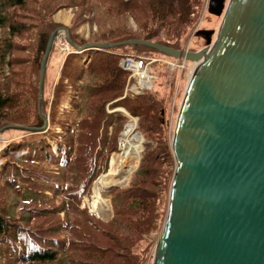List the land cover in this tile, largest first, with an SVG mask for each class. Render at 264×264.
<instances>
[{
	"label": "trees",
	"instance_id": "obj_1",
	"mask_svg": "<svg viewBox=\"0 0 264 264\" xmlns=\"http://www.w3.org/2000/svg\"><path fill=\"white\" fill-rule=\"evenodd\" d=\"M84 1L87 8H92L93 15L97 5L91 2L100 6L108 4L109 10H115L107 18L120 13L129 14L136 28L133 30L126 24L117 23L94 33L87 40L78 32L79 27L74 30L73 26H66L75 45L139 38L177 49L184 45L194 20L195 7L203 3V0ZM70 4V0H0V128L7 124L39 127L44 123L42 114L48 119L45 130H22L27 136L11 140L4 149L0 146V264H146L145 247L140 246L139 240L152 228L158 198L154 186L164 172L161 166L170 162L172 157L166 120L170 83L167 80L162 90L153 88L138 95L123 96L128 72L119 62L127 54L137 56L161 52L138 44L82 50L71 46L72 50L63 58L57 79L48 93L46 66L40 112L41 60L51 33L64 26L53 15L59 8ZM35 17L42 18L39 27L33 21ZM94 19L98 23L102 18ZM29 33L35 36L34 52L31 69L23 72L15 51L25 46L21 39ZM85 57H89L86 65L82 63ZM5 67L9 69L8 73ZM84 80L91 114L82 126L81 121L74 122L68 117L67 108L60 106L65 98L70 97L75 114L81 112L79 86ZM71 88L76 91L71 93ZM118 107L137 118L141 136L152 139L156 146L143 144L145 150L127 186L102 190L103 194L112 197L114 208V216L105 222L79 204L82 196L91 192L97 174L107 171V164L101 170L96 168L97 164H87L84 156H78L82 150L76 145L78 138L74 144L73 136L79 129L86 145H96L95 153L102 146L107 151L106 156L112 155L115 150L109 143L115 137L111 140L107 136V128L118 122L124 126L129 120L123 113L113 111ZM57 126L65 134L57 132ZM4 133L0 134V141L4 140ZM161 151L165 156L170 155L165 162L160 159ZM72 155H76L77 163L82 165L76 172H71L70 181L65 177L59 179L54 167L70 164ZM170 174L171 170H168L165 190ZM46 191L61 195V202L54 206L45 204L52 201L51 198L46 200ZM10 194L23 201L17 213L13 209L16 201H7ZM61 212L64 213L62 218Z\"/></svg>",
	"mask_w": 264,
	"mask_h": 264
},
{
	"label": "water",
	"instance_id": "obj_2",
	"mask_svg": "<svg viewBox=\"0 0 264 264\" xmlns=\"http://www.w3.org/2000/svg\"><path fill=\"white\" fill-rule=\"evenodd\" d=\"M208 11L222 20L213 41L214 30L199 31L207 43L199 50L139 38L78 46L63 26L51 33L41 60L40 112L48 57L61 29L79 50L138 44L199 62L176 118V168L152 264H264V0H210ZM42 118V126L7 124L0 134L45 130Z\"/></svg>",
	"mask_w": 264,
	"mask_h": 264
},
{
	"label": "rangeland",
	"instance_id": "obj_3",
	"mask_svg": "<svg viewBox=\"0 0 264 264\" xmlns=\"http://www.w3.org/2000/svg\"><path fill=\"white\" fill-rule=\"evenodd\" d=\"M72 4H70L69 6H63L61 8H59L56 11V15L59 11H65L66 10V14H68L69 16V21L67 23L66 26H73V29L75 30V28H78V32L87 40H90L93 36L94 33H98L108 27H111L117 23H123L126 24L128 27H130L131 29H135L136 28V24L134 19L131 18V16L127 13H120L117 15H114L110 18H107V16L109 17V14H113L115 13V10H109L108 9V4L100 6L98 5V3L96 2H91V4H96L97 6L95 7V15H93V11L92 8H87L86 2L84 0H81V2L75 1V0H70ZM207 0H203L202 4H199L195 7V11L192 14L193 16V23L192 26L189 30V33L187 34V36L185 37V41L184 44L185 45H189L190 48L192 50L194 49H199L200 47L204 46L206 44V40L203 36H201L200 34L196 33L195 30L197 29V27H199L200 29H212L214 30V33L212 35V39L215 38L217 30L220 26L221 20H222V15H215L210 13L207 9L205 8V4H206ZM109 2V1H108ZM205 8V10H204ZM54 14V15H55ZM53 15V18H54ZM58 16V15H57ZM96 17H100L102 19L99 20V22H95ZM56 19V18H54ZM34 23L37 24V27L40 26L42 18L40 20V18H34L33 19ZM82 21V22H81ZM58 22V21H57ZM81 22V23H80ZM80 23V25H79ZM35 36L34 34H28L27 37H23L21 39V43L25 44V46L20 50V51H15V54L19 57V67L21 68V70L23 72L28 71L31 69L30 66V62L33 58V42H34ZM31 45V46H30ZM53 48L54 51L52 53V55L49 58V61L47 63V73H46V92L48 93L50 91V88L53 84V82L57 79L58 73H59V69H60V65L61 62L63 60V58L65 57L64 54L59 53L58 51V45L55 42L53 44ZM144 54V53H142ZM144 56H154L157 57L158 59L164 60V59H174V57H171L169 55L166 54H161V53H157V52H147L146 54H144ZM89 59L86 58L84 59V61L82 60V63L84 65H86L88 63ZM188 63H190V61H188ZM151 69L153 72H155L157 74V79L154 85V89L156 90H162V85L168 80L170 85L167 88L169 90L167 99H168V109L166 112V120H167V131H168V135L170 136V141L168 142L169 145H171L172 143V138H173V133H174V128H175V123H176V118H177V114H178V109L181 105L182 102V98L184 95V92L186 90L187 84H188V79L186 78L185 80H181L180 83L177 82V80L174 79L176 73L172 72L171 74H169L167 67L164 65L163 61H156L151 65ZM5 71L8 73L9 69L7 67H5ZM24 78L25 76L22 75ZM87 82L84 80V82L82 83L81 86H79V95L80 97L78 98L79 100V104H80V108H81V112L78 114H75V110L73 107H71L70 105V97H68L67 99L65 98V100L62 102L61 104V108H67L65 111H67V114L69 118L73 119L74 122L75 121H81V125L83 126V122L85 121V119L88 117L89 114H91V103H90V99L87 96ZM168 83V82H167ZM179 83V84H178ZM70 84H72L70 82ZM178 85V90H177V94L175 96V88ZM74 88V87H73ZM76 90H73L71 88V93L75 92ZM108 109V107H107ZM121 109V108H119ZM111 110V109H109ZM113 110V109H112ZM115 111H119L121 113H123L121 110H113ZM124 114V113H123ZM125 115V114H124ZM138 125V124H137ZM81 127V126H80ZM79 128V127H78ZM124 129V126L118 122V124H115L113 126H110L107 128V136L111 137V140L113 139V137H115L114 141H111V143H109V146H113L114 148V152H112V155H110L111 153H109L108 156H106L107 151L105 150V147L99 148L97 150V152L95 153L96 150V145H86L85 139L82 137V133L80 134L79 129H77L74 133V144L75 142V138H78V144L76 143V145H78L80 147V149L82 150L79 155H82L85 157V161L87 164H93L96 165V168H99L100 170L102 168L105 167V165L107 164V171L105 173H108L109 170L111 169V158L113 156H115L116 154H120L121 153V148L119 145V137L121 136L120 134H122V131ZM138 130V126L135 128ZM56 131L57 132H64L62 131V128L60 126L56 127ZM140 132V131H139ZM27 136V134L25 133V131H22L20 129H8L7 131H5L3 138L4 140L0 141V146L1 149L5 147V144H7L8 142H10L13 139H17V138H22ZM62 135H60L59 138H61ZM142 138V142H141V153L143 150H145V147L143 146V144L145 143H150L151 147L155 148L156 143L152 140V139H145L143 136ZM7 139V140H5ZM117 141V142H116ZM50 143H52L51 141H49ZM118 145V148H117ZM170 150H171V161L168 162L167 164H163L161 166L162 171H164L162 173V177H158V181L155 183L156 186H154L155 190L157 191V195L158 198L156 199V208H155V217L153 220V225L152 228L149 232L142 234L141 236V240H139V244L140 246H142L143 248L145 247V253L147 254V260H146V264H152L153 259H154V255H155V251H156V244L159 240V237L161 235L162 229H163V225L165 222V218L167 215V211H168V200H169V191H170V187H171V182L173 179V175L175 172V168H176V161H175V157L172 151V145L169 146ZM6 148V147H5ZM108 148V147H107ZM141 153H140V157L138 159H136L133 163L134 168H133V172L137 169L140 160H141ZM161 154V160L163 162H165L167 160V158H170L166 155H163L162 151L160 152ZM96 155V159L94 160V157ZM74 156L72 159V162L68 165L65 166H58V167H54V170L56 173H58V175L60 176L59 179H63L65 177L68 178V180L70 181V179L72 178L71 172H76L77 168H79L82 164H78V160L75 157L76 155H72ZM111 156V157H110ZM168 170H171V174L169 175V183L167 186V189L165 190V182L167 180V176H168ZM132 172V174H133ZM105 173H101V174H97V176L95 177L92 185H91V192L85 193L80 201L79 207L81 208H87L90 212H92L96 217H98L99 219L107 222L110 221V219L114 216V208H113V202H112V197L105 195L102 193L103 189H108L109 186H113V185H121L118 186L116 188H110V189H115L118 190L120 188H123L125 186H127L132 177L129 179V181L126 184H122L121 182H115L112 181L109 184L106 185H102L101 184V180H102V175ZM46 193H48L46 200H50V198L52 199V201L50 203H45V204H51L50 206H54L56 204H59L61 202V195H55V193L50 192V191H46ZM5 193H2V196H4ZM16 201L13 209H14V213H17L18 210L20 209V206L22 205L23 201L17 200L15 197H13V195L10 194V197L7 198V201ZM49 206V205H48ZM109 207H110V212H109ZM64 215L63 212L60 213V218H62ZM143 239V240H142Z\"/></svg>",
	"mask_w": 264,
	"mask_h": 264
},
{
	"label": "built area",
	"instance_id": "obj_4",
	"mask_svg": "<svg viewBox=\"0 0 264 264\" xmlns=\"http://www.w3.org/2000/svg\"><path fill=\"white\" fill-rule=\"evenodd\" d=\"M207 4L208 0L206 1L205 8ZM57 44L61 52H70V45L66 39L64 32H61L59 34ZM183 49L187 51L190 49V46L186 45L183 47ZM158 60L164 62V65L167 67L169 74H171L172 72L176 73L174 79L177 80V82L179 83L184 78H187L189 80L198 65V62L188 63V60L186 58H169L161 60L154 56H136L132 54L124 55L120 59L121 68L128 72L124 96H126L127 94L138 95L146 90H151L153 88L157 75L155 72L152 71L151 65ZM177 90L178 85L175 88V96L177 94ZM132 120H134V122L136 123V119L130 116V121ZM121 137L120 142L122 139Z\"/></svg>",
	"mask_w": 264,
	"mask_h": 264
},
{
	"label": "bare ground",
	"instance_id": "obj_5",
	"mask_svg": "<svg viewBox=\"0 0 264 264\" xmlns=\"http://www.w3.org/2000/svg\"><path fill=\"white\" fill-rule=\"evenodd\" d=\"M134 120L124 128L120 142L121 153L111 158V169L103 174L101 184L106 185L115 180L126 184L133 172L134 161L140 157L142 136L136 129Z\"/></svg>",
	"mask_w": 264,
	"mask_h": 264
},
{
	"label": "crops",
	"instance_id": "obj_6",
	"mask_svg": "<svg viewBox=\"0 0 264 264\" xmlns=\"http://www.w3.org/2000/svg\"><path fill=\"white\" fill-rule=\"evenodd\" d=\"M57 15L56 14L54 15V18H56L55 20L64 24V25H67V23L69 21V16H68V14H66V10L65 11H59L57 13Z\"/></svg>",
	"mask_w": 264,
	"mask_h": 264
},
{
	"label": "flooded vegetation",
	"instance_id": "obj_7",
	"mask_svg": "<svg viewBox=\"0 0 264 264\" xmlns=\"http://www.w3.org/2000/svg\"><path fill=\"white\" fill-rule=\"evenodd\" d=\"M203 30V29H202ZM201 31V30H200ZM199 34L201 35V36H203L204 38L206 37L205 36V34L203 33V32H199Z\"/></svg>",
	"mask_w": 264,
	"mask_h": 264
}]
</instances>
